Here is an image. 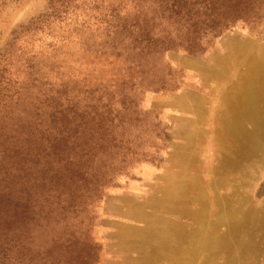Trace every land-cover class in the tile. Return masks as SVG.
Wrapping results in <instances>:
<instances>
[{
    "label": "rangeland",
    "instance_id": "obj_1",
    "mask_svg": "<svg viewBox=\"0 0 264 264\" xmlns=\"http://www.w3.org/2000/svg\"><path fill=\"white\" fill-rule=\"evenodd\" d=\"M49 1L0 0V54L20 27L49 12ZM258 13L203 53L169 50L144 63L61 45L44 81L97 85L96 95L80 97L96 102L102 124L89 122L81 146L69 144L71 158L55 160L67 178L40 201L42 168L26 156L31 146L19 139L24 154L15 164L3 155L15 148L12 123L25 132L52 111L34 87L43 74L17 64L23 112L0 124V181L13 164L17 202L31 206L19 221L17 264H264V0ZM51 40L39 34L23 52H50ZM21 46L13 51L20 60ZM142 80L166 87L138 88L128 112L122 92Z\"/></svg>",
    "mask_w": 264,
    "mask_h": 264
},
{
    "label": "trees",
    "instance_id": "obj_2",
    "mask_svg": "<svg viewBox=\"0 0 264 264\" xmlns=\"http://www.w3.org/2000/svg\"><path fill=\"white\" fill-rule=\"evenodd\" d=\"M259 1L50 0L49 12L20 27L8 47L0 54V124L4 127L7 123L9 116L3 117L4 115L16 116L22 115L23 112L17 110L25 103L22 98L25 84L20 79L18 63H24L22 66L26 71L41 75L48 68L50 61L56 62L55 53L66 43L76 46L80 44L96 55L110 53L117 58H124L129 63H144L154 57L162 58L169 50L203 53L212 46L216 38L238 21L259 17ZM39 34H46L52 39L48 45L50 52L24 53L25 47L32 44ZM21 44L20 60L16 59L13 51ZM135 68L134 71L138 67ZM44 79L46 77L43 74L40 80H33L39 84L34 87H39V93L46 99H52L51 103L41 104L47 109H52L51 113L45 117L36 115V118L27 124L28 130L25 132L21 123L11 122L12 136L7 137V140L16 141L15 148L11 154L3 152L7 157L5 161L15 164L17 154H24L21 153L23 146L18 145L19 139L23 138L27 146H31L33 153L26 156L32 159L33 164L42 168L39 179H35V182H40L39 190H36L39 201L44 193L48 194L51 187L57 184L58 177H61L58 180L66 177L60 169H55V160L60 165L71 158L73 149L71 148V152L68 150L69 144L72 141L80 143V133L89 122L95 128H101L102 124L96 102L93 106H85L80 97L83 95L82 90L86 89L96 95L97 85L76 89L63 81L53 84L49 79ZM154 84L142 80L140 84L127 85L122 92L124 108L128 112L136 111L131 94L138 88L161 90L166 87L164 80ZM71 85L80 86L81 83L72 80ZM85 109H92V113L94 112L90 121H87V117L91 114L85 112ZM72 137L75 139L71 140ZM12 165L7 169L5 180L0 181V264H17L19 221L24 210L31 207L25 202L20 203L21 199L17 202L19 198L16 186L12 184L15 179ZM65 172L67 173V170ZM42 213L39 219L46 221L52 215V211L47 215ZM34 220L33 217L31 222Z\"/></svg>",
    "mask_w": 264,
    "mask_h": 264
}]
</instances>
